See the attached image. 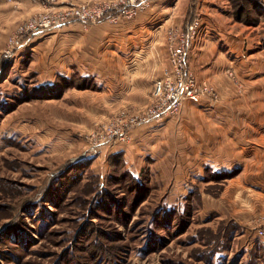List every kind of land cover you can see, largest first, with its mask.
I'll list each match as a JSON object with an SVG mask.
<instances>
[{"label":"rangeland","instance_id":"374dc122","mask_svg":"<svg viewBox=\"0 0 264 264\" xmlns=\"http://www.w3.org/2000/svg\"><path fill=\"white\" fill-rule=\"evenodd\" d=\"M121 1L34 0L38 8L13 20L10 31L0 37V264H264V234L260 235L264 233V209L261 210L257 195L247 194L238 200L247 211V222H239L230 214L222 217L218 212L210 213L204 205V201H218L224 196L233 173L208 168L204 179L194 183L189 194L171 198L163 194L164 190L161 192L160 182L147 166L137 178L143 185L139 190L123 177L127 170L123 162L117 164L108 159L103 167L92 166L111 148L97 157L88 156L90 144L122 113L130 120L159 105L160 101L154 99L156 84L173 69L171 31L181 35L198 22L199 31L190 50L206 18L228 29L237 28L244 51L251 49L254 53L259 47L264 49V0H182L176 14L183 23L164 31L169 67L153 83L149 105L95 117L82 113L87 125L68 123L59 116L63 112L59 101L69 90L58 94L63 92L59 86L54 94L36 92L48 85L38 83L29 57L15 61L18 51L12 57L4 54L19 28L35 16L55 17L70 8H80L91 20L78 23L90 28L106 19L113 23L131 19L138 9L151 3L149 0L132 13L133 10L120 7ZM0 4L8 5L14 12L21 10L20 0H0ZM96 13L104 16L93 21ZM10 22L3 21L4 29ZM188 67L195 77V88L207 86L210 90L200 94L199 99L213 106L225 101L230 92L224 85L202 80L189 64ZM71 78L77 80L76 75ZM223 80L229 82L238 97L247 94L246 80L233 71H228ZM77 85L84 86L79 81ZM188 101L167 120L180 117ZM46 102H53L54 107H46ZM29 112L41 118L30 119ZM28 119L47 125L29 130ZM43 129L52 136L48 142L42 141L46 133ZM66 136L76 140L68 142L69 148H65ZM60 141L66 143L62 148L46 144L57 145ZM131 142L132 138L121 145ZM253 203L258 207L250 210Z\"/></svg>","mask_w":264,"mask_h":264},{"label":"crops","instance_id":"0c3cea01","mask_svg":"<svg viewBox=\"0 0 264 264\" xmlns=\"http://www.w3.org/2000/svg\"><path fill=\"white\" fill-rule=\"evenodd\" d=\"M181 1L151 0L133 18L119 23L106 19L85 28L72 22L55 34L31 41L13 58L20 61L28 56L30 68L41 85H53L56 78L69 79L73 75L91 80L92 87L73 88L59 101L63 111L59 116L68 123L87 125L86 120L82 121V113L95 117L126 107L144 108L150 103L153 83L168 70L164 31L183 23L176 14ZM20 3L18 12L0 4V37L10 31L13 20L38 8L34 0ZM4 20L11 21L5 29ZM233 26L236 28L235 23ZM236 30L205 18L188 54V64L200 79L219 82L229 90L226 102L213 106L205 100H190L180 117L136 130L130 144L112 147L107 155L96 158L92 166L103 167L104 161L119 155L135 178H140L147 166L160 182L161 192L164 190L163 194L171 198L189 194L193 184L204 179L208 168L213 172H230L234 176L224 196L218 201H204L208 211L222 217L230 214L239 222H247V211L238 201L247 194L257 195L263 210L264 49L244 51ZM228 71L246 80L249 89L244 97H238L229 82L223 80ZM45 104L54 107L53 102ZM28 117L41 118L30 112ZM30 119L29 130L47 125L39 120L31 123ZM43 130L44 140L40 136L36 139L48 142L52 137L50 131ZM66 138L67 144H46L50 148L66 144L65 148H69L74 137ZM227 195L237 198L228 200ZM254 203L249 204L250 210L258 207Z\"/></svg>","mask_w":264,"mask_h":264},{"label":"built area","instance_id":"2783aa9c","mask_svg":"<svg viewBox=\"0 0 264 264\" xmlns=\"http://www.w3.org/2000/svg\"><path fill=\"white\" fill-rule=\"evenodd\" d=\"M149 0H122L119 5L136 11L135 9L147 4ZM120 9V8H119ZM104 16L103 13H96L93 21H97ZM89 14L80 8H70L67 13H61L51 17L50 15H39L31 19L29 23L23 25L18 30L17 37L10 42V47L4 52L6 57H12L15 52L24 49L31 40H36L56 33L72 22L90 21ZM199 23L189 25L187 29L178 35L171 31L169 34L172 72L162 81L157 82L154 99L160 103L155 108L150 109L142 116H134L130 120L122 113L118 121L101 134L94 143L90 144L88 156L97 157L115 145L127 144L130 142L134 129L141 127L158 126L168 118L175 116L181 109L185 100L199 99L200 94L209 92V88H195L196 80L187 64L188 50L191 42L197 37ZM262 232L260 235H263Z\"/></svg>","mask_w":264,"mask_h":264},{"label":"trees","instance_id":"16d2710c","mask_svg":"<svg viewBox=\"0 0 264 264\" xmlns=\"http://www.w3.org/2000/svg\"><path fill=\"white\" fill-rule=\"evenodd\" d=\"M78 81L80 83H82L84 86H80L78 87L77 83ZM62 85V87H61ZM60 86V89H62V93H58V94H63L65 91H68L70 89L76 88V89H87L89 87H92V82L91 80L87 79V78H82L77 76V80H75L74 78H64V77H59L58 81H56L53 85H48V86H44V87H39L37 88L38 90L36 92H48V93H56L58 88ZM41 89V90H40ZM60 95V96H61ZM58 96V95H57ZM110 162H116L117 164L120 162L122 163V159L118 156H113L110 158ZM123 177H125L126 181L130 182V185L135 186L136 189L142 190L143 189V185L141 184V182L139 180H137V178H135L129 171L125 170Z\"/></svg>","mask_w":264,"mask_h":264}]
</instances>
